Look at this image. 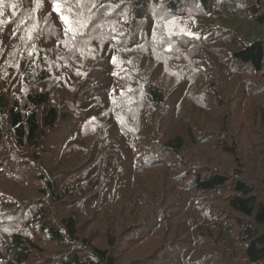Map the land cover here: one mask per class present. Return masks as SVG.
Masks as SVG:
<instances>
[{
    "label": "trees",
    "instance_id": "obj_1",
    "mask_svg": "<svg viewBox=\"0 0 264 264\" xmlns=\"http://www.w3.org/2000/svg\"><path fill=\"white\" fill-rule=\"evenodd\" d=\"M0 264H264V0H0Z\"/></svg>",
    "mask_w": 264,
    "mask_h": 264
},
{
    "label": "rangeland",
    "instance_id": "obj_2",
    "mask_svg": "<svg viewBox=\"0 0 264 264\" xmlns=\"http://www.w3.org/2000/svg\"><path fill=\"white\" fill-rule=\"evenodd\" d=\"M211 23V25L214 26H222L225 27L227 29H231V30H235L236 26L238 25V23L234 22L231 18H219V17H214L210 20L209 24ZM199 26L196 25H192V27L189 29L190 32H192L194 29H198ZM182 28H176L175 30H179V32H182ZM241 34V33H239Z\"/></svg>",
    "mask_w": 264,
    "mask_h": 264
},
{
    "label": "bare ground",
    "instance_id": "obj_3",
    "mask_svg": "<svg viewBox=\"0 0 264 264\" xmlns=\"http://www.w3.org/2000/svg\"><path fill=\"white\" fill-rule=\"evenodd\" d=\"M193 44V43H192Z\"/></svg>",
    "mask_w": 264,
    "mask_h": 264
}]
</instances>
